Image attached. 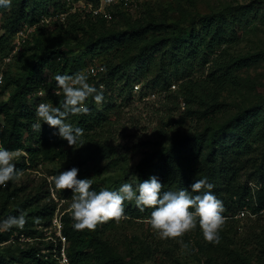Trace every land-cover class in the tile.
I'll list each match as a JSON object with an SVG mask.
<instances>
[{"label":"trees","instance_id":"1","mask_svg":"<svg viewBox=\"0 0 264 264\" xmlns=\"http://www.w3.org/2000/svg\"><path fill=\"white\" fill-rule=\"evenodd\" d=\"M89 1L93 8L99 5V0ZM184 2L176 0L175 9ZM253 4L226 5L205 13L185 8L180 10L179 18L168 21L166 16L152 13L132 18L128 7L110 3L104 7L109 18L104 13L73 11L65 15L63 22L53 25L52 21L40 23L39 20L44 15L64 13V0H12L10 9H0L4 29L0 34V59L12 51V36L21 25H33V31L1 68L0 144L19 153L14 163L21 173L34 168L38 159L59 167L60 171L66 170L62 165L70 146L68 142L55 135L54 126L46 122L42 123L39 134L30 127L37 118L36 109L41 100L38 96L33 99L31 92L45 89L43 99L59 106L64 93L55 75L74 74L86 66L89 82L97 89L102 84L104 92H108L105 96L108 101L98 105L89 96L85 103L90 111L72 115L70 120L85 129L84 142L101 136L100 141L86 148L93 150L92 159L108 156L101 170L111 171L117 168L119 150L105 140V135L113 122L117 98L124 92L129 94L134 81L142 86L149 83L151 93L169 92L171 97L180 99L182 117H196L198 125L203 122V128L177 133L165 144L157 142L149 151L144 148L147 145H133L131 152H142L135 165L137 178L142 181L156 175L167 191L190 189L195 179L207 176L215 185L212 191L224 204L226 219L219 230L218 243L201 237L199 225L184 233L183 241L188 243L195 264H264V224L259 220L264 210V94L236 106V111L224 122L213 123L214 114L234 108L223 97L228 89L243 91L250 87L239 81L242 68L264 58V50L234 55L229 49L236 38V28L250 14L254 16ZM260 17L264 20V12ZM7 43L9 48L4 50ZM94 54L103 55L100 65L104 69L90 74L86 57ZM46 71L47 76L43 75ZM178 123L183 121L180 119ZM91 187L100 190L95 181ZM50 193L46 181L34 184L12 180L0 186V218L21 211L28 217L22 228L0 229V264H60L61 246L68 264H140L139 255L130 246L127 253L119 252L106 232L116 221L117 225L135 219H146L149 223L151 207L140 211L136 204L126 201V217L109 218L98 222L95 228L80 229L74 227L71 210L62 208L60 234L36 235L39 230L36 226H50L57 209ZM65 193L73 194L70 189H65ZM65 193L58 191V196L62 198ZM245 209L249 210L248 214ZM241 216L249 224L242 235L235 237L232 232ZM16 230L25 239L12 237ZM192 235L196 237L191 238ZM147 253L141 259L150 255Z\"/></svg>","mask_w":264,"mask_h":264},{"label":"rangeland","instance_id":"2","mask_svg":"<svg viewBox=\"0 0 264 264\" xmlns=\"http://www.w3.org/2000/svg\"><path fill=\"white\" fill-rule=\"evenodd\" d=\"M64 3L66 9H64V13H61L64 17L61 22L65 20L66 14L72 13L73 11L86 12L90 6L92 7V3L89 0H64ZM247 3H254L253 5H255L256 11L254 12V16L250 14L249 19L246 18L248 20L242 22L236 28V38L229 44V49L236 55L239 53L245 54L264 50V20H261L260 17L261 13L264 12V0H185L178 10L175 9L177 5L176 0H133L132 5L127 9L132 18L152 13L157 17L166 16L169 21L179 18L181 15L180 10H184L185 8L193 12L199 11L205 13L221 9L226 5L236 6ZM51 21L54 25L60 20L52 19ZM122 26H125L124 22H122ZM50 27L51 26H49L48 29ZM2 33H4V29L1 26L0 20V34ZM11 43L12 41H10L9 44L11 45ZM9 44L3 45L4 50L9 48ZM14 44L15 43H13V49L8 56L4 59H0V69L3 68L5 65L4 63L8 61V57L13 53L15 54L16 51L18 52L19 46L16 47L17 43ZM24 57H27V54H24ZM102 57V54H94L89 56V58L86 57L88 62L86 65H99L104 60ZM85 68L86 66L83 68L84 72L86 71ZM47 74L48 71L43 73V75L46 76ZM238 76L241 84L250 87L245 88L243 91H229L228 89L223 97L224 100L230 103L231 106H234V108L228 112L214 114L213 123L218 124L224 122L236 111V106L241 105L243 102L245 104L251 97L264 94V58L262 60H256L248 67L245 66L242 68ZM133 78L135 77L132 76V79ZM132 83L130 93H122L121 97L117 98L115 101L117 107L115 113L112 115L113 122L105 135V140L111 142L112 145H115L119 150L116 169L102 171L101 167L108 161V156H97L96 159H92L93 150H88L86 148L87 145L92 146L97 143V141H100V135L95 136L94 141L85 142L82 146L77 144L74 146L70 145L69 148L67 147V155L64 158L62 167L68 169V165H75V167L79 168L78 176L84 175L86 177H91L93 181L98 183L100 189L103 187L117 189L121 183L126 181L136 183L137 175L135 172V165L142 157V152H131V147L133 145H136V147H144V145H147V147L144 148L149 151L157 146V142L165 144L169 138L177 133L183 132L187 134L195 129L203 128V122H199L198 125L196 117H182L183 106L182 103H179V98H175L173 95L171 97V93L164 91H155V94L152 96L151 91L153 90L150 88L151 86L149 83H146L145 86L135 81ZM135 83L139 84V89L137 90L133 88ZM173 83L176 84L177 80H173ZM98 90L104 94V100L101 103H97L101 105L108 101L107 98H105L108 92H104L102 84L99 86ZM45 94V89L31 92L33 99L37 96L43 99ZM6 95L7 93L4 94V97H6ZM123 97L126 99L124 102H122ZM174 99L176 101H173ZM43 100L46 102L45 99ZM175 118L178 119V121L181 119L183 123L174 121ZM38 161V164L34 168L22 172L14 181L17 183L34 182V184L46 181L47 188H49L51 192V197L57 202V209L51 225L48 227L37 225L36 227H38L39 230H36L35 233L36 235H40L39 233L50 235L51 232L58 234V222H60L59 218L63 212L62 208L70 210L73 194H67L65 193V189H60L55 185L54 177L59 173V167H54L47 161L42 162L40 159H38ZM53 170H55L56 173H53ZM58 191L62 195L65 193V196L60 198L58 196ZM127 202L135 204V201ZM245 212L248 214L249 210L245 209ZM239 218L238 222H236L235 230L232 232L235 237L242 235L245 232V227L249 224L243 216ZM259 220L260 223L264 224V210L261 211ZM114 223L115 226L106 232L107 238L111 240L115 245L114 247L123 254L127 253V247L130 246L134 250V253L139 255L138 257H140V260L138 262H140V264H195L192 254L180 243V241L183 240L184 234L182 237L161 238L158 234V230L150 226L149 223L146 222V219L128 220L119 225H117L118 221ZM227 228L228 227H224V229ZM234 231H236V233ZM17 236L19 239H25L22 232H19V230H16V232L12 234V237ZM12 237L9 239L11 240ZM195 237V235L191 236V238ZM43 249L42 251H46V248ZM142 249H144V251H142ZM145 252H149L147 254L150 255L141 259V256L144 255Z\"/></svg>","mask_w":264,"mask_h":264},{"label":"clouds","instance_id":"3","mask_svg":"<svg viewBox=\"0 0 264 264\" xmlns=\"http://www.w3.org/2000/svg\"><path fill=\"white\" fill-rule=\"evenodd\" d=\"M12 0H0V9L8 10ZM54 79L62 88L64 101L59 106L42 102L36 109V119L30 127L40 133L42 123L54 126V134L65 139L69 145L82 146L85 129L70 120V116L86 114L90 111L85 103L92 96L97 103L104 100L103 92L89 82L84 71L74 74H56ZM17 151L0 144V186L17 179L21 170L14 160ZM79 168L71 167L60 171L55 177V185L60 189H70L73 193L70 204L74 227L95 228L98 222L109 218L120 220L126 217V201H135L140 211L151 207L150 225L158 230L161 238L182 237L184 233L199 225L203 237L209 242H219V230L225 222L224 204L212 189L215 185L207 176L195 179L189 188L164 191V185L156 175L134 182H123L117 189L103 187L99 191L92 188L91 177H79ZM134 176V175H133ZM27 214L21 211L18 215L0 218V229L9 230L13 226L23 227L27 222ZM187 249L188 243L181 240Z\"/></svg>","mask_w":264,"mask_h":264},{"label":"built area","instance_id":"4","mask_svg":"<svg viewBox=\"0 0 264 264\" xmlns=\"http://www.w3.org/2000/svg\"><path fill=\"white\" fill-rule=\"evenodd\" d=\"M132 1L133 0H100V3L97 7L93 8L90 6V8L88 9V11H91L93 14H98V13H104V15L109 18L110 17V14H108L106 11H105V5L107 4H110V3H120L122 4L124 7H129L132 5ZM52 19H58V20H63L64 17H63V14H60V13H53V14H50V15H44L40 18L39 21H41L40 23H50V21ZM32 31H33V25H29L27 23H24L23 25H21L15 32L14 36H13V42L16 44V47L19 46L21 43L25 42L32 34ZM14 44V45H15ZM15 50V48H14ZM13 50V51H14ZM6 58V57H4ZM3 58V59H4ZM9 58L8 57V61H9ZM104 68H103V65H93V66H88L87 68V71L88 73L90 74H96L100 71H102ZM2 70L0 69V84L2 83ZM172 88L175 87L174 84L171 85ZM133 88L134 90H137L139 89V84L135 83L133 85ZM41 92V91H39ZM155 93H151V95L153 96ZM44 102V100L41 98V100L39 101L38 105L40 103ZM240 214H243L242 212ZM58 233L60 234V222H58ZM61 237V240H62V243L64 244V238L60 235ZM59 262L60 264H68V259H67V256L65 254V250H64V246H61L60 248V255H59Z\"/></svg>","mask_w":264,"mask_h":264}]
</instances>
